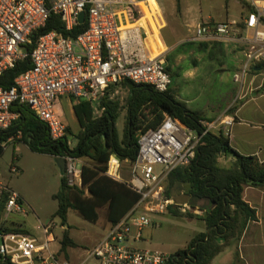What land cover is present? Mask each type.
<instances>
[{"label": "built area", "instance_id": "obj_1", "mask_svg": "<svg viewBox=\"0 0 264 264\" xmlns=\"http://www.w3.org/2000/svg\"><path fill=\"white\" fill-rule=\"evenodd\" d=\"M149 0H0V83L3 75L30 57L32 67L5 89L0 85V143L19 113L16 104L29 106L47 125L52 140L67 134V124L56 109L62 98L72 102H89L99 107L112 86L125 81L147 85L166 93L172 85L164 51L156 53L153 36H161L163 19L154 16V24L146 19L143 4ZM253 8L242 29L237 21L207 19L195 27L193 40L197 42L237 41L247 44L244 61L234 80L242 83L264 64V0H250ZM85 13L87 28L76 37L56 30L40 35L33 50L34 35L47 26L51 16H59L67 32L83 25L79 21ZM249 31L251 34H245ZM202 134L165 114L157 129L141 131L137 159L131 166L128 186L140 195L139 202L118 223L111 224L105 236L83 259L73 263L55 250L57 243L51 223L35 226V232L23 227L12 228L8 221L13 214L27 215L22 198L0 178V201L4 205L0 220V264H171L172 254L159 249H141L147 228L160 226L152 215H164L175 205L166 196L171 173L189 166L197 156L204 135L220 128L230 137L235 120L224 117L219 122H201ZM71 145V142L69 143ZM66 174L71 186H82V159L67 155ZM115 160V162H114ZM107 176L122 180V161L112 155ZM9 228L10 230H6Z\"/></svg>", "mask_w": 264, "mask_h": 264}, {"label": "trees", "instance_id": "obj_2", "mask_svg": "<svg viewBox=\"0 0 264 264\" xmlns=\"http://www.w3.org/2000/svg\"><path fill=\"white\" fill-rule=\"evenodd\" d=\"M46 1L51 5L52 0ZM241 2L250 6L245 0ZM250 8L253 10L251 6ZM86 28L87 23L67 32L59 16L53 15L47 26L34 35L32 44L27 49L31 52L37 38L42 34L56 30L66 36L76 37ZM31 67L30 57L19 61L14 68L5 72L0 85L5 89L11 88L15 79ZM256 67L264 70V64ZM122 85L130 91L123 137L117 127L122 113L121 103L109 96L116 86H112L101 100L98 107L100 116H96V105L73 101L80 131L74 134L68 127L66 136L57 141L52 140L47 125L29 106L16 103L12 107L13 112L19 113V118L3 134L1 142L21 134L34 152L54 158L70 155L86 160L82 165V186L69 185L67 177L64 176L61 178L60 190L54 196L58 201L56 216L62 219L63 224L67 223L70 210L78 212L92 223H97L99 210L105 208L107 221L115 224L135 207L140 195L126 182L107 176L108 163L112 155L122 162L134 163L139 151V132L157 129L165 114L173 116L200 134L205 130L201 124L205 121L202 115L178 101L171 90L160 93L150 86L130 81H125ZM73 138L77 140L75 146L69 144ZM3 152L4 148L0 143V157ZM221 155H233L236 160L231 167H222L219 162ZM178 185L187 191L193 207L201 200L207 202V206L202 209L204 216L200 218L207 231L198 234L188 247L173 253L171 264H211L230 238H238L247 224L257 219L256 211L245 202L243 193L246 187L264 190V162L257 156L243 155L234 150L229 138L221 130L218 133L208 132L198 147L196 159L189 166L177 168L171 173L166 191L168 198L173 196V188ZM3 209L4 205L0 201V220ZM170 212L174 216H194L188 211L175 210L174 206L170 207ZM221 240L226 243L221 244ZM70 247H76V243L66 232L62 240V250L66 251ZM236 259L239 260L238 253Z\"/></svg>", "mask_w": 264, "mask_h": 264}, {"label": "rangeland", "instance_id": "obj_3", "mask_svg": "<svg viewBox=\"0 0 264 264\" xmlns=\"http://www.w3.org/2000/svg\"><path fill=\"white\" fill-rule=\"evenodd\" d=\"M157 3L159 10L155 15L162 14L167 24H176L178 27L184 24L186 30L209 17L218 21H237L238 23L241 21L243 23L251 10L250 6L244 5L241 0H157ZM172 59H174L173 54ZM217 88L219 86H214L208 90V93L214 96ZM129 95V89L122 84L116 86L109 95L110 99L119 101L122 106L121 117L117 122L122 137L127 123ZM67 104V101L59 100L56 109L73 133L78 134L80 127L73 107L71 110ZM95 111L96 116H100L101 111L98 106H95ZM218 130V128L213 129V132L218 133ZM76 143L77 140L73 138L71 146H75ZM85 161L82 159V163ZM219 162L222 167L233 165L226 155H221ZM122 170V182L127 183L131 177V166L128 161L122 162ZM0 178L22 198L23 205L28 211L27 215H11L8 226L13 223L19 224L26 230L35 232V226L39 223L44 225L55 223L57 243L54 248L55 250L62 248V240L67 232L75 241L76 247L63 250V255L70 258L73 263L83 259L87 252L101 241L111 225L107 221L105 208L99 210L100 217L97 223L84 219L74 210L68 212L67 223H62V219L56 216L58 201L54 198L60 190L62 178L57 164L51 156L32 151L21 134L13 137L11 142L4 143V152L0 157ZM186 192L181 185L173 188L174 208L181 212L188 211L194 216L187 214L174 216L170 210L164 215H152V219L160 226L149 227L145 230L146 241L138 244L141 249H159L167 253H175L188 247L198 234L207 231L204 221L200 219L204 216L202 209L207 206V202L201 200L193 207L190 201L185 206L183 202L189 201ZM89 264H97V262L91 261Z\"/></svg>", "mask_w": 264, "mask_h": 264}, {"label": "crops", "instance_id": "obj_4", "mask_svg": "<svg viewBox=\"0 0 264 264\" xmlns=\"http://www.w3.org/2000/svg\"><path fill=\"white\" fill-rule=\"evenodd\" d=\"M245 1L250 4V0ZM143 10L145 20L148 19L155 27L154 16H157L155 14L159 10L157 0L143 4ZM247 15L243 23L239 21L243 28ZM161 17L164 21L163 29L161 36L157 30L153 36L154 48L156 53L164 51L172 77V95L190 110L200 113L206 122H219L224 117L233 118L235 124L229 137L231 147L240 154L257 156L264 162V70L253 72L242 83H237L233 77L243 64L246 42H197L193 40L195 27L204 19L186 30L184 24L181 27L167 24L162 14ZM209 19L218 21L212 17ZM246 33L251 34L245 31L244 35ZM214 86L219 88L211 96L208 90ZM61 101H67L68 108L72 110L73 102L69 98H62ZM218 129L219 132L221 129ZM235 160L233 155L228 156L231 163ZM187 197L189 201L183 202L185 206L190 202V197ZM243 197L256 211L257 219L250 221L238 238H230L211 264H264V190L246 187ZM171 198L175 201L174 193ZM13 224L9 226L23 227ZM224 243L226 241L221 240V244ZM237 253L239 260L236 259Z\"/></svg>", "mask_w": 264, "mask_h": 264}, {"label": "water", "instance_id": "obj_5", "mask_svg": "<svg viewBox=\"0 0 264 264\" xmlns=\"http://www.w3.org/2000/svg\"><path fill=\"white\" fill-rule=\"evenodd\" d=\"M85 19H86V15L83 12L79 16L80 23L83 24L85 22ZM254 69H255V71H261L262 70L261 67H255ZM55 163L57 164V167L60 171L61 176L64 177L66 174V160H65V158L57 157V158H55Z\"/></svg>", "mask_w": 264, "mask_h": 264}]
</instances>
